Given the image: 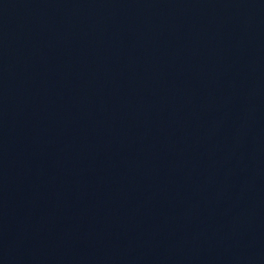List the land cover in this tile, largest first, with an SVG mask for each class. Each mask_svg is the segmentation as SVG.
Segmentation results:
<instances>
[{"label": "water", "instance_id": "95a60500", "mask_svg": "<svg viewBox=\"0 0 264 264\" xmlns=\"http://www.w3.org/2000/svg\"><path fill=\"white\" fill-rule=\"evenodd\" d=\"M0 264H264V0H0Z\"/></svg>", "mask_w": 264, "mask_h": 264}]
</instances>
